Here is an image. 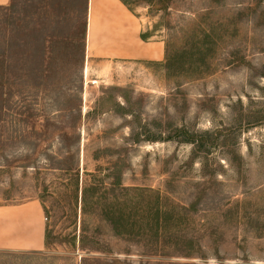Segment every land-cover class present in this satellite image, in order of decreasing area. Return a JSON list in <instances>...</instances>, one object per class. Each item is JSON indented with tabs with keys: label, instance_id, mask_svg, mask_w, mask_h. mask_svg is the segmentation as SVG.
I'll return each instance as SVG.
<instances>
[{
	"label": "rangeland",
	"instance_id": "374dc122",
	"mask_svg": "<svg viewBox=\"0 0 264 264\" xmlns=\"http://www.w3.org/2000/svg\"><path fill=\"white\" fill-rule=\"evenodd\" d=\"M120 1L161 60L96 54L89 0L0 6V206L46 218L0 264H264V0Z\"/></svg>",
	"mask_w": 264,
	"mask_h": 264
},
{
	"label": "crops",
	"instance_id": "0c3cea01",
	"mask_svg": "<svg viewBox=\"0 0 264 264\" xmlns=\"http://www.w3.org/2000/svg\"><path fill=\"white\" fill-rule=\"evenodd\" d=\"M10 1L0 0V6H6ZM88 12L98 24L93 41L96 54L142 60L164 57L161 42L141 39L139 19L120 0H89ZM45 241V211L39 200L0 206V250L41 251Z\"/></svg>",
	"mask_w": 264,
	"mask_h": 264
},
{
	"label": "trees",
	"instance_id": "16d2710c",
	"mask_svg": "<svg viewBox=\"0 0 264 264\" xmlns=\"http://www.w3.org/2000/svg\"><path fill=\"white\" fill-rule=\"evenodd\" d=\"M125 115H128V112H124ZM131 115V113H129ZM216 129H209L203 131H186L185 142L192 143L195 147L194 153L197 152L202 153L206 151L208 147L212 144V141L216 139L218 140L221 135V131H215ZM131 135V134H130Z\"/></svg>",
	"mask_w": 264,
	"mask_h": 264
}]
</instances>
